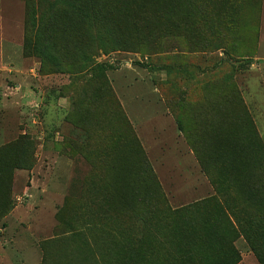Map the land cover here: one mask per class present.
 I'll use <instances>...</instances> for the list:
<instances>
[{"label":"rangeland","instance_id":"obj_1","mask_svg":"<svg viewBox=\"0 0 264 264\" xmlns=\"http://www.w3.org/2000/svg\"><path fill=\"white\" fill-rule=\"evenodd\" d=\"M0 264H264V0H0Z\"/></svg>","mask_w":264,"mask_h":264},{"label":"trees","instance_id":"obj_2","mask_svg":"<svg viewBox=\"0 0 264 264\" xmlns=\"http://www.w3.org/2000/svg\"><path fill=\"white\" fill-rule=\"evenodd\" d=\"M118 206H121V204H119Z\"/></svg>","mask_w":264,"mask_h":264}]
</instances>
